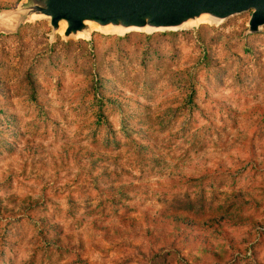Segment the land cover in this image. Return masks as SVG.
I'll list each match as a JSON object with an SVG mask.
<instances>
[{
    "label": "rangeland",
    "instance_id": "obj_1",
    "mask_svg": "<svg viewBox=\"0 0 264 264\" xmlns=\"http://www.w3.org/2000/svg\"><path fill=\"white\" fill-rule=\"evenodd\" d=\"M28 4L0 0V264H264L252 10L83 37Z\"/></svg>",
    "mask_w": 264,
    "mask_h": 264
},
{
    "label": "water",
    "instance_id": "obj_2",
    "mask_svg": "<svg viewBox=\"0 0 264 264\" xmlns=\"http://www.w3.org/2000/svg\"><path fill=\"white\" fill-rule=\"evenodd\" d=\"M252 10L248 31L264 25V0H29L24 15L49 16L54 30L65 20L64 35L87 28L86 20L100 25L172 27L202 13L225 19Z\"/></svg>",
    "mask_w": 264,
    "mask_h": 264
},
{
    "label": "bare ground",
    "instance_id": "obj_3",
    "mask_svg": "<svg viewBox=\"0 0 264 264\" xmlns=\"http://www.w3.org/2000/svg\"><path fill=\"white\" fill-rule=\"evenodd\" d=\"M22 13V12H21ZM33 16H37V15H33ZM33 16H31L30 18H32ZM39 17V16H38ZM8 19L5 17V20ZM206 21V20H210L211 21H215V23L219 22L220 18L214 17L212 15H210L209 13H202L201 15L194 17V18H190L185 20L184 22H182L180 25L177 26H172V27H152L149 25H145V26H124L121 23L119 24H113V23H108L105 25H100L99 23L93 21V20H86L85 24L88 26L87 28H84L82 30H79L78 36H83V37H88L91 33L92 30L94 29H102L104 31H111V32H119V33H124L126 31H130V30H147V31H153V30H158V29H177V28H185V27H190L200 21ZM11 22V21H10ZM89 22V23H88ZM96 23V24H95ZM11 24V23H9ZM97 24H99L102 27H99ZM64 28V24L62 25L61 29ZM76 34V33H74Z\"/></svg>",
    "mask_w": 264,
    "mask_h": 264
},
{
    "label": "trees",
    "instance_id": "obj_4",
    "mask_svg": "<svg viewBox=\"0 0 264 264\" xmlns=\"http://www.w3.org/2000/svg\"><path fill=\"white\" fill-rule=\"evenodd\" d=\"M177 224H179L180 222H182V219L180 218H177V220H174ZM183 223H186V222H184V220H183ZM191 223L190 222H187V225H190Z\"/></svg>",
    "mask_w": 264,
    "mask_h": 264
}]
</instances>
